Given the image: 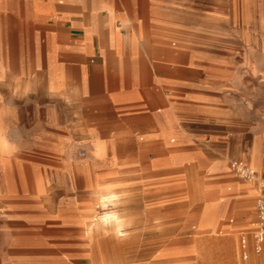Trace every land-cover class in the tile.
Wrapping results in <instances>:
<instances>
[{"label":"crops","instance_id":"obj_1","mask_svg":"<svg viewBox=\"0 0 264 264\" xmlns=\"http://www.w3.org/2000/svg\"><path fill=\"white\" fill-rule=\"evenodd\" d=\"M214 18V0H0V74L12 76L3 79L4 93L0 91V233L17 235L23 225L32 228L38 223L35 213L23 216L20 205L36 202L45 185L38 179V151L51 156L50 171L66 176L51 179V185L70 187L77 180L97 193L117 185L113 178L99 183L101 176L91 175L89 163L95 171L106 150L122 146L154 152L143 168L148 175L128 180L131 186H141L144 212L164 202L163 196L151 192L162 190L167 177L186 166L199 176L185 180L189 202L201 206L196 224L187 219L184 229L226 238L224 248L174 242L158 249V255L181 251L180 261H185L196 250H237L231 235L239 233L245 262L234 264H257L260 257L255 253L262 248L255 250L249 220L254 213L256 217L259 186L236 173L231 176L225 159L212 152L242 140L251 124L252 138L264 145L261 110L254 105L255 111L247 112L244 104V63L236 66L231 61L245 58L246 48L253 49L248 53L254 60L264 52L257 49L261 40L255 29L231 39L215 32ZM253 25L264 26V18ZM254 68H259L256 61ZM75 150H89L87 159H72ZM177 150L187 151L189 157ZM229 208L236 223L230 218L220 225ZM103 216L97 223L122 235L128 221L113 211ZM106 216L117 217L121 226L106 222ZM88 218L89 211L67 195L47 220L79 227ZM98 229L95 224L85 229L87 245L92 247L96 234L106 235ZM127 243L131 247L133 238ZM75 246L66 248L73 251L70 258L46 256L44 262L65 264L87 255L92 264L94 249ZM22 250L13 238L0 251V264H42L34 249H24V255Z\"/></svg>","mask_w":264,"mask_h":264},{"label":"rangeland","instance_id":"obj_2","mask_svg":"<svg viewBox=\"0 0 264 264\" xmlns=\"http://www.w3.org/2000/svg\"><path fill=\"white\" fill-rule=\"evenodd\" d=\"M214 17L215 32L227 33L231 39L236 38L244 30L253 31L255 29L261 40V46L257 49L264 52V26L255 28L253 25L255 19L262 20L264 18V0H214ZM222 18L229 19V25H226ZM252 50V48H246L245 58L235 56L236 58L231 61L236 66L238 62H240L239 64L244 63L246 69L245 86L247 95L244 98V104L247 112L253 113L255 111L254 105H256V108H260L262 118H264V56L259 60H254L250 57L252 54L248 53ZM3 61V59H0V64L3 65ZM255 61L258 62V69L254 68ZM2 65H0V68ZM11 77V75L0 74V91L3 88V79ZM254 88H256V91ZM1 93H4V91H1ZM3 121L4 116H0V125H4ZM252 127L253 124L247 126L246 135L242 140H231L232 143L228 148L223 145L220 146L219 150L212 152L213 157L225 159L231 176H234L235 173L231 168V163L234 161L242 164L246 163L247 166L254 169V172H260L264 158V145H262L261 140L252 138ZM2 134H4L3 131ZM237 141L240 142L237 143ZM88 151L75 150L72 159L75 161L87 159ZM177 151L182 156L189 157L187 151ZM153 153L151 150H138L137 148L126 150L122 146L118 150H106L104 161L98 169L92 171L94 168L92 166L93 162L89 163L90 172L92 176L94 174L101 176L99 183L105 182L106 178H113V182L117 186L112 188L114 190L95 193L93 187H83L77 180H74L73 185L70 187L51 185L53 182L51 179L62 181L66 176L59 171H50L48 165H50L51 156L38 151L37 158L40 164L38 179H43L45 185L40 188L36 202L23 201L20 203L21 214L27 216L30 213H35L38 217V223L32 228H24L23 225L20 234L17 235L0 233V251L4 252L6 246L12 243L13 238H16L23 249L21 254H26L24 249L32 248L34 254L38 255L39 258H43L42 264H58L50 260L48 263L44 262L46 256L56 258L64 254L66 258H70L73 251L66 250L67 246L72 248L71 246L79 243L85 244L87 252H90L92 248L94 249L90 255L92 264H234L236 261L244 263L245 259H242L243 249L240 246L239 233L231 235L237 250H196L191 252L192 257L185 261H180L182 259L179 256L181 251H168L163 255L164 257L158 255L161 252L158 249L163 248L168 243H191L196 244L198 248H224L223 246L226 244L224 239L226 238L220 233L196 234L184 229V222L187 219L193 225L196 224L197 212L201 206V202H189L188 188L184 185L185 180L192 177L197 179L199 176L196 172L187 171L186 166L182 167V170H179V174L175 177H167V182L162 190L151 192L163 196L164 202L159 205L152 204L149 212L143 211L145 203L142 201V188L137 185H129L128 180L132 178L140 179L148 175V172L144 171L143 168ZM247 155L249 156L248 161ZM190 161L192 160L190 159ZM71 178L76 179L77 176ZM171 178L178 179L172 181ZM253 180L258 187V178ZM245 181L247 182V180ZM178 183H182V186H176ZM101 194L104 195L103 198H101ZM67 195L72 196L74 205L84 206L85 211H89L87 224L77 227L47 220L52 214H57L63 205V200L67 199ZM110 211L119 213L125 222L128 221L122 227V235H116L111 228L98 224L95 220L104 218V213ZM230 218L233 219V223H236L237 216L231 211V208L227 210L220 225L229 223ZM255 218L254 213L249 220V228L251 229ZM93 224H95V228H99L98 231L100 230L106 235L96 234L91 247L86 244L87 238L84 231L89 225ZM219 229L221 230V226ZM249 231L247 230V232ZM130 238L134 240L131 247L127 243ZM204 244L216 247H204ZM255 254L260 257L257 264H264V242L262 243V250ZM89 263V257L85 255L76 258V260L69 259L65 264Z\"/></svg>","mask_w":264,"mask_h":264},{"label":"built area","instance_id":"obj_3","mask_svg":"<svg viewBox=\"0 0 264 264\" xmlns=\"http://www.w3.org/2000/svg\"><path fill=\"white\" fill-rule=\"evenodd\" d=\"M231 168L235 171L236 175L243 180H253L256 178V172L250 171L241 162L234 161L231 163ZM258 178L259 195L256 199V218L252 223V237L255 242V250L260 251L261 245L264 241V162L262 165V172ZM241 244L245 246L247 244V237L243 234L241 236Z\"/></svg>","mask_w":264,"mask_h":264},{"label":"bare ground","instance_id":"obj_4","mask_svg":"<svg viewBox=\"0 0 264 264\" xmlns=\"http://www.w3.org/2000/svg\"><path fill=\"white\" fill-rule=\"evenodd\" d=\"M250 171H252V172H254V170H251V169H249ZM256 178H257V176H256ZM250 181H254V180H250ZM249 181V182H250ZM105 220H106V222H113V224H114V226L116 227V228H119L120 226H121V220L120 219H118L117 217H110V216H106V218H105ZM107 226V225H106ZM113 229V228H112ZM123 261V260H122Z\"/></svg>","mask_w":264,"mask_h":264}]
</instances>
